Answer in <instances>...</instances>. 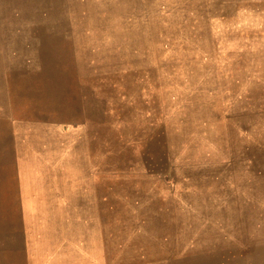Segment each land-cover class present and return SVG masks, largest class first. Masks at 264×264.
Instances as JSON below:
<instances>
[{"label": "rangeland", "instance_id": "374dc122", "mask_svg": "<svg viewBox=\"0 0 264 264\" xmlns=\"http://www.w3.org/2000/svg\"><path fill=\"white\" fill-rule=\"evenodd\" d=\"M71 12L0 0V264H264V0Z\"/></svg>", "mask_w": 264, "mask_h": 264}, {"label": "crops", "instance_id": "0c3cea01", "mask_svg": "<svg viewBox=\"0 0 264 264\" xmlns=\"http://www.w3.org/2000/svg\"><path fill=\"white\" fill-rule=\"evenodd\" d=\"M87 1V0H86ZM85 0H52V14L55 11V16L58 18H63L64 24H60L61 20L56 23V25H52V42H61V43H73L77 40L76 34L82 33L80 29L73 28L68 23L69 18L73 16H77V14H72L71 11H79L82 10L83 6L86 3ZM68 19V20H66ZM79 38V37H78ZM80 39V38H79ZM53 49H65L72 50L73 47H54ZM53 58H57V53L54 52ZM70 56V55H69Z\"/></svg>", "mask_w": 264, "mask_h": 264}]
</instances>
